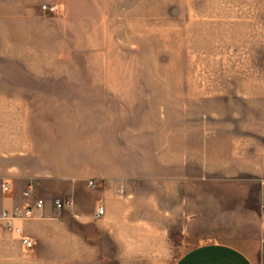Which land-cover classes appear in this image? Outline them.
I'll use <instances>...</instances> for the list:
<instances>
[{
	"label": "rangeland",
	"instance_id": "obj_1",
	"mask_svg": "<svg viewBox=\"0 0 264 264\" xmlns=\"http://www.w3.org/2000/svg\"><path fill=\"white\" fill-rule=\"evenodd\" d=\"M50 74L113 81L112 121L86 132L108 138L98 143L123 176L81 179L78 199L26 185L7 210L27 206V190L45 205L15 220L41 216L33 248L0 226L21 251L11 264H176L213 234L208 208L222 223L233 186L260 189L240 139L264 160V0H0V75L42 76L28 88L50 89ZM48 100L0 97V142L23 136L34 113L50 122ZM108 197L115 211L97 216Z\"/></svg>",
	"mask_w": 264,
	"mask_h": 264
},
{
	"label": "crops",
	"instance_id": "obj_2",
	"mask_svg": "<svg viewBox=\"0 0 264 264\" xmlns=\"http://www.w3.org/2000/svg\"><path fill=\"white\" fill-rule=\"evenodd\" d=\"M41 78L38 75H0V82L4 83L0 87V97L46 98L49 100L44 104L50 105V122L47 118L43 120L40 112L34 113L32 123L24 122L19 128L23 136L0 142V181H9L13 189L15 183L16 187L12 196L13 190L7 195L0 192V212L25 203L23 188L26 185L50 197L65 195L78 199L84 187L81 179L123 176L112 162L109 151L100 148L101 143H98L108 138L103 136L97 140L96 135L86 132L96 120L112 121L109 109L112 110V98L118 93L113 81L50 74V89L28 88L37 87L28 82H41ZM95 83L99 87L97 90L92 89ZM114 102L118 103L116 98ZM97 107L102 110L101 117L94 111ZM240 142L244 171L260 178V189L247 185L246 180L240 181L237 188L233 186L231 189L238 190V205L229 206V218L222 223H211V209L208 208L207 232L213 234L207 241L189 248L176 264H264V160L257 152L250 154V138H241ZM110 198L106 213L115 211L113 198ZM40 217L28 222L16 221V224L30 235V227L40 223ZM19 257L21 251L11 249L10 239L0 233V264H11L12 259Z\"/></svg>",
	"mask_w": 264,
	"mask_h": 264
},
{
	"label": "built area",
	"instance_id": "obj_3",
	"mask_svg": "<svg viewBox=\"0 0 264 264\" xmlns=\"http://www.w3.org/2000/svg\"><path fill=\"white\" fill-rule=\"evenodd\" d=\"M48 10H55V5H45L44 6ZM93 183V182H92ZM0 190L3 193H10L13 190L12 185L9 181H0ZM25 196L30 200L27 206L23 208H16L13 211H9L4 209L0 212V226L3 225L6 228L14 230L15 232L19 233L21 236V241L26 248H33L35 246L34 240L24 234L19 226L15 224V220L25 217H30L34 214V212L38 209H41L45 205V200L41 197H37L34 200H31V192L29 190L25 191ZM56 204L58 207L62 208L69 204H72V201L69 199H56ZM106 214V207L101 205L97 209V216L102 217Z\"/></svg>",
	"mask_w": 264,
	"mask_h": 264
}]
</instances>
